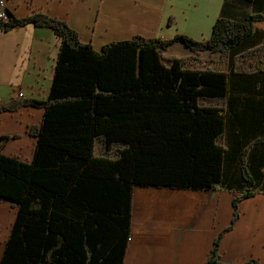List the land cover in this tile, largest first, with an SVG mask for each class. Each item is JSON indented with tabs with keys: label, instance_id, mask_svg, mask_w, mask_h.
Instances as JSON below:
<instances>
[{
	"label": "trees",
	"instance_id": "trees-1",
	"mask_svg": "<svg viewBox=\"0 0 264 264\" xmlns=\"http://www.w3.org/2000/svg\"><path fill=\"white\" fill-rule=\"evenodd\" d=\"M10 16L1 30L48 27L60 49L47 99L0 104L44 109L31 161L0 150V204L18 207L0 264H123L135 186L236 193L205 262L234 264L220 245L240 202L264 193V0H224L202 40L137 34L101 50L55 16ZM177 42L191 54H167Z\"/></svg>",
	"mask_w": 264,
	"mask_h": 264
},
{
	"label": "crops",
	"instance_id": "crops-1",
	"mask_svg": "<svg viewBox=\"0 0 264 264\" xmlns=\"http://www.w3.org/2000/svg\"><path fill=\"white\" fill-rule=\"evenodd\" d=\"M202 1L205 5L201 10L198 0H8L7 9L16 18L39 11L67 21L82 42L101 50L110 41L137 34L171 39L180 32L178 25L183 21L188 29H202L200 36L188 33L187 28H183L184 33L199 40L207 38L222 14L224 0ZM209 2H214L217 13L215 8L206 24L203 20L207 13L202 11L210 12ZM252 12L251 6H238L233 15L241 17ZM193 23H198V28L192 27ZM172 25H176L174 31L170 30ZM59 49L60 38L51 28L31 23L10 31L0 29V104L16 97V85L23 98L47 99ZM167 54L186 56L191 50L177 42ZM42 117L44 109L35 106L0 111V150L31 161L37 140L29 127L39 124ZM133 193L132 227L123 264H205L216 236L234 215L232 200L236 193L220 188L135 186ZM239 207L240 219L220 245L221 260L240 264L254 259L264 264V193L242 200ZM17 209L11 202L0 204V262Z\"/></svg>",
	"mask_w": 264,
	"mask_h": 264
},
{
	"label": "rangeland",
	"instance_id": "rangeland-1",
	"mask_svg": "<svg viewBox=\"0 0 264 264\" xmlns=\"http://www.w3.org/2000/svg\"><path fill=\"white\" fill-rule=\"evenodd\" d=\"M198 2H200L199 3V6H198V8H199V10H201V9H203V5H205V2L204 1H202V0H198ZM215 2V1H214ZM214 2H209L208 3V6H209V11L210 12H207V11H202V14H206L207 13V16L204 18V22L207 24V22L209 21V20H211V15L212 14H214V10H215V8H216V13H217V7H215V5H214ZM201 14V15H202ZM198 23H196V24H192L191 26L192 27H194V28H198ZM205 25V24H204ZM178 30L180 31L178 34H186V33H184L185 32V29H183V28H187V31H188V33L189 32H192V34H194V35H198V36H200L201 35V31H202V29L200 28L199 30H197V31H194V29H188L189 28V26L187 25V24H184V21H183V23L179 26L178 25ZM199 27H202V26H199ZM175 28H176V25H172V28H170V30L171 31H174L175 30ZM211 28V26L209 25L208 26V28L205 30V34L208 32V30ZM211 32V31H210ZM187 35H189V36H191L190 34H187ZM196 39V38H195ZM19 87V86H18ZM20 91V90H19Z\"/></svg>",
	"mask_w": 264,
	"mask_h": 264
},
{
	"label": "built area",
	"instance_id": "built-area-1",
	"mask_svg": "<svg viewBox=\"0 0 264 264\" xmlns=\"http://www.w3.org/2000/svg\"><path fill=\"white\" fill-rule=\"evenodd\" d=\"M7 3H8V0H0V19H2L4 21H10V19H11L9 10L7 9L8 8ZM17 88H19V87L16 85L14 88V89H16L15 90V96H16L15 98H19V97L23 98L24 94L22 93V91L20 89H17Z\"/></svg>",
	"mask_w": 264,
	"mask_h": 264
}]
</instances>
